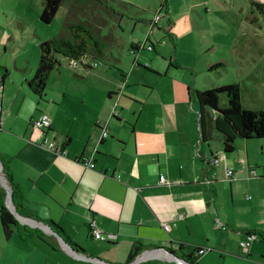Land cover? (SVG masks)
I'll use <instances>...</instances> for the list:
<instances>
[{
  "label": "crops",
  "instance_id": "obj_1",
  "mask_svg": "<svg viewBox=\"0 0 264 264\" xmlns=\"http://www.w3.org/2000/svg\"><path fill=\"white\" fill-rule=\"evenodd\" d=\"M93 67L96 66L73 68V73L78 72L85 78L81 69ZM3 76L2 83L7 74ZM7 91L11 92L10 88L3 87L0 93V154L24 193L23 203L30 216L19 220L29 224L27 219H33L42 225L54 221L84 249L64 243L58 233L47 227H40L46 231H42L44 235L28 238L21 237L14 228L10 238L2 234L3 240L20 241L24 264H38L31 261L36 260L31 255L36 250L47 251L43 264H185L189 253L205 247L198 242L196 234L208 229V216L213 217L212 226L217 224L214 218L219 212L217 167H230L227 155L235 158L237 140L244 141L247 155L250 141L264 140V137L237 138L234 150L225 152L223 136L216 128H211V139L202 140L197 118V144L186 156L185 139L178 126L167 129L162 123L143 116L146 103L134 110L130 106V114L123 117L125 108H118L112 100L116 96L112 87L108 89L107 100L83 101L72 106L65 104L66 91L61 98L53 97L50 101L47 93L40 97L25 87L33 95L27 104L19 100L20 92L6 98ZM42 113L50 115V128L38 129L32 124ZM104 126L109 135L102 138ZM45 136L63 145L67 152L57 154L44 147L41 142ZM221 150L224 153L220 154ZM215 151L224 157L212 166L207 157ZM83 157L90 158L95 166H85L80 160ZM248 167H252L249 160L246 172L239 174L234 169L227 177L233 190L244 188L253 193L254 200L243 208L249 218L254 213H264V166L260 170L256 167L257 176L249 175ZM92 217L104 234L115 237L94 238L89 228ZM165 224L170 226L168 230ZM231 228L232 233L237 230L245 235L250 229L264 232V224L253 219L242 220L238 215L233 218ZM219 232L223 234V229ZM34 239L37 243L28 249L26 244ZM257 240L264 241L260 237ZM134 244L142 245V249L129 261ZM251 246L248 250L240 248L250 256ZM169 251L184 260L176 259ZM211 251L194 253L198 264H208L204 255ZM217 252L220 255L215 256L225 258L223 249ZM60 254L65 255L64 261L50 258L51 255L60 258Z\"/></svg>",
  "mask_w": 264,
  "mask_h": 264
},
{
  "label": "rangeland",
  "instance_id": "obj_2",
  "mask_svg": "<svg viewBox=\"0 0 264 264\" xmlns=\"http://www.w3.org/2000/svg\"><path fill=\"white\" fill-rule=\"evenodd\" d=\"M43 6V0H0V93L3 87L10 88L6 98L20 92L19 100L24 104L32 99V93L25 91V80L33 76L38 65L41 41L61 34L68 20L86 22L100 16L103 34L111 31L118 43H109L107 58L99 60L98 66L81 69L85 78L75 75L69 59L58 54L60 63L50 73L46 86L50 101L61 98L64 91L65 104L71 106L107 100L112 87L116 92L112 100L118 108H125L123 117L130 114V106L134 110L146 103L143 116L167 129L178 126L185 139L186 156L196 146L198 132L199 102L189 98L190 91L238 82L244 106L264 108V6L258 9L250 0H64L49 23L40 19ZM132 42L139 45L136 51L131 50ZM111 53L118 60L114 61ZM248 147L247 155L244 141L239 139L235 158L227 155L229 166L239 174L246 172L248 160L259 170L264 166V140H252ZM221 166L216 170L217 224L212 226L213 217L209 215L208 229H201L196 238L212 249L204 255L208 264H264V241L256 239L248 256L240 248L245 233H232L231 228L236 215L264 224V213L247 217L243 208L252 203L253 193L244 188L233 190L226 168ZM0 176L8 188V200L10 186L2 171ZM23 217L26 220L27 216ZM26 222L31 227L37 225L33 219ZM2 234L0 222V264H24L20 241L3 240ZM35 241L26 244L28 249ZM220 249L226 252L225 258L215 256L220 255ZM46 253L32 251L36 260L31 261L43 264ZM59 257L50 256L56 262L64 261V254Z\"/></svg>",
  "mask_w": 264,
  "mask_h": 264
},
{
  "label": "trees",
  "instance_id": "obj_3",
  "mask_svg": "<svg viewBox=\"0 0 264 264\" xmlns=\"http://www.w3.org/2000/svg\"><path fill=\"white\" fill-rule=\"evenodd\" d=\"M43 1L44 6L40 14V19L45 23H49L56 15L64 0ZM165 1L163 0V3ZM250 2L258 9L264 6V2L260 0H250ZM94 18L91 21L86 20V22H84L85 20H79L77 22H69L70 20H68L61 34L40 42V59L38 65L33 76L26 79L27 87L32 92L40 97L45 95L49 75L60 63L58 54L67 57L69 62L72 59H80L84 55H87L92 61L97 60L99 63L107 58V46H109V43L112 45L117 42L118 39L111 31L104 32L103 34V23L100 16H95ZM138 48L139 45L137 43H131L132 50L136 51ZM111 55L112 57L114 56L112 53ZM113 58L114 61L118 60L116 57ZM218 64L219 62L216 63V66ZM85 67L90 68L92 65H84L82 68ZM212 67L214 66L212 65ZM6 74L7 72L4 73L3 77ZM75 74L82 77L78 72H75ZM190 98H197L199 102L198 124L203 141L211 139V128L213 127L223 136V149L225 152H232L234 150L237 138L249 139L264 137V108L251 109L244 106L240 83L232 82L204 90L196 88L190 91ZM0 166L1 171L4 173L12 189L11 197L15 206V211L11 210L6 197L8 188L2 183L0 178V222L4 236L10 238L14 228L18 229L23 238H28L35 234L40 236L44 235L38 227L28 226L27 224L21 223L18 219L17 214L25 217L30 216L23 203V190L14 181L12 169L1 154ZM45 223L49 224L70 245L76 249L84 250L66 235L59 224L54 221ZM248 231L256 232L264 240V232L262 230L250 229ZM200 248L202 247H197L194 252L189 253L186 260L192 264H198L194 253L197 254L196 251ZM141 249L142 245L134 244L128 260H132Z\"/></svg>",
  "mask_w": 264,
  "mask_h": 264
},
{
  "label": "built area",
  "instance_id": "obj_4",
  "mask_svg": "<svg viewBox=\"0 0 264 264\" xmlns=\"http://www.w3.org/2000/svg\"><path fill=\"white\" fill-rule=\"evenodd\" d=\"M70 66L72 68H81L84 65H92L97 66L99 62L97 60L92 61L87 55L82 56L80 59H72L69 62ZM2 111V107L0 106V112ZM1 117H0V133H1ZM32 124L36 127L40 128H50L52 124V119L47 113H42L38 118H35L32 120ZM108 135V130L106 127L102 129V137H106ZM41 144L46 147L47 149L57 153V154H65L67 152V149L63 146L58 144L54 139H51L49 136H45ZM224 157V156H223ZM223 157H221L216 151L212 152L207 157L208 164L212 166H216L223 160ZM81 162L88 167H94V162L90 158H81ZM227 175L230 176L234 173V169L231 167H227L226 169ZM248 174L251 176H257L258 172L257 169L254 167H250L248 169ZM89 228L90 232L93 235L94 238L99 240H107L112 239L115 237L114 234H104L103 231L100 229V227L97 224V221L94 217H92L89 221ZM165 228L168 230L170 226L168 224H165ZM259 238V235L256 232L249 231L246 234V239L241 241V246L248 250V248L251 246L252 242ZM210 248H206V251ZM204 249L200 248L199 253H202ZM90 258V257H89Z\"/></svg>",
  "mask_w": 264,
  "mask_h": 264
},
{
  "label": "water",
  "instance_id": "obj_5",
  "mask_svg": "<svg viewBox=\"0 0 264 264\" xmlns=\"http://www.w3.org/2000/svg\"><path fill=\"white\" fill-rule=\"evenodd\" d=\"M0 171H1V166H0ZM0 178H1V176H0ZM11 193H12V189L10 188V191H9V199H8L9 206H10L11 210L15 211V206H14V202H13L12 197H11ZM17 217H19V219H20L23 216H21L20 214H17ZM37 226H39V227H47L49 230L53 231V228L49 224H47V223H43V225L42 224H37ZM59 237L63 240L64 243H66V240L62 236H59ZM169 252L171 254L177 256L176 259H178V260H181V259L184 260L180 256L176 255L173 251H169Z\"/></svg>",
  "mask_w": 264,
  "mask_h": 264
},
{
  "label": "bare ground",
  "instance_id": "obj_6",
  "mask_svg": "<svg viewBox=\"0 0 264 264\" xmlns=\"http://www.w3.org/2000/svg\"><path fill=\"white\" fill-rule=\"evenodd\" d=\"M104 127H106V126H104ZM104 127H103V128H104ZM8 199H9V193H8ZM8 202H9V201H8ZM50 231H51V230H50ZM53 232L56 233L54 230H53ZM248 232H249V231H248ZM248 232H247V233H248ZM259 237H260V236H259ZM240 243H241V242H240ZM240 247H241L243 250H246V249H244V248L241 246V244H240ZM206 248H207V247H202V249H204V251H203L202 253H205V252H206ZM208 250H209V249H208ZM208 250H207V251H208ZM198 251H199V250H198ZM90 258H91V257H90ZM91 259H92V258H91ZM187 264H192V263L187 262Z\"/></svg>",
  "mask_w": 264,
  "mask_h": 264
},
{
  "label": "flooded vegetation",
  "instance_id": "obj_7",
  "mask_svg": "<svg viewBox=\"0 0 264 264\" xmlns=\"http://www.w3.org/2000/svg\"><path fill=\"white\" fill-rule=\"evenodd\" d=\"M196 252H197V254H202V253H199V251H198V250H197ZM187 262H188V261H185V264H187Z\"/></svg>",
  "mask_w": 264,
  "mask_h": 264
}]
</instances>
